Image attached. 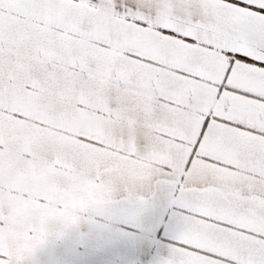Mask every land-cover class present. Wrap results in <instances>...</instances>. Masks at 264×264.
Here are the masks:
<instances>
[{"label": "snow or ice", "instance_id": "snow-or-ice-1", "mask_svg": "<svg viewBox=\"0 0 264 264\" xmlns=\"http://www.w3.org/2000/svg\"><path fill=\"white\" fill-rule=\"evenodd\" d=\"M0 264H264V0H0Z\"/></svg>", "mask_w": 264, "mask_h": 264}]
</instances>
